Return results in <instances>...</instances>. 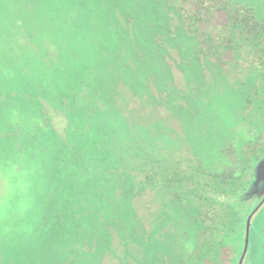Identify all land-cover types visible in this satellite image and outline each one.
Masks as SVG:
<instances>
[{
    "label": "rangeland",
    "instance_id": "1",
    "mask_svg": "<svg viewBox=\"0 0 264 264\" xmlns=\"http://www.w3.org/2000/svg\"><path fill=\"white\" fill-rule=\"evenodd\" d=\"M180 1L0 0V258L29 244L25 264L194 260L209 207L196 183L149 178L144 157L194 164L223 192L255 166L264 42L229 19L242 6L263 23L264 0L219 6L210 31L237 47L221 62L172 39ZM255 167L250 191L231 196L226 264L239 263L264 199V157ZM243 264H264V205Z\"/></svg>",
    "mask_w": 264,
    "mask_h": 264
},
{
    "label": "trees",
    "instance_id": "2",
    "mask_svg": "<svg viewBox=\"0 0 264 264\" xmlns=\"http://www.w3.org/2000/svg\"><path fill=\"white\" fill-rule=\"evenodd\" d=\"M225 1L181 0L178 3L179 8H182L181 16H179L180 22L178 23L177 29H175V33H171V35L175 34L177 36L172 37V39L180 43L181 49L184 52L186 50L185 44L189 42L191 43L194 54L200 53L201 55H206V57L212 55L216 61L221 62L223 60V52H229L231 50L237 51V47L233 46L236 41L231 38L233 34L228 38H221L217 33L210 31L215 19L218 18L219 12H222L225 8L224 5L219 7ZM252 11L253 9L251 10L241 6L236 15L234 14L231 18L228 17L230 15L226 17L230 18L229 20L232 22L234 31H247L253 35V39L257 44L264 42V22L260 23L254 17L256 15H253ZM185 30L188 33L183 34L182 32ZM257 59L258 64L256 68L264 76V55H258ZM250 155L251 151L244 153L247 159ZM263 155L264 150L258 156L262 157ZM144 158L146 159L144 166L147 170L146 172H150L148 173L149 178L153 175L160 174L162 178L172 177L176 185L185 180L196 183L202 200L209 207V209L203 212L202 218H198L202 226V231L200 233L201 239L199 244L194 249V260L190 262L185 261L181 264H226L225 262L229 257L228 250L232 249L230 245L236 241L233 237L238 228L237 218H239L237 216L238 214L234 216L235 212L232 206L233 198L231 196H236L239 193L245 194L250 191L253 183V172H251V169L254 166L251 165L246 174L244 173L242 176H238L233 181V188L230 191L223 192V190H219L215 182L211 183L208 181V177L203 172H199L193 168L194 164L188 165L180 162H169V164L166 161L154 164L148 156ZM149 164H151V167H146ZM89 224H94V221H90ZM80 225L87 226V219ZM22 248L25 250L19 254H12V258L9 255L1 257L0 264H5L9 259H13L16 262H24V264L26 261L31 262L33 260V252L30 250L31 245L25 244Z\"/></svg>",
    "mask_w": 264,
    "mask_h": 264
},
{
    "label": "water",
    "instance_id": "3",
    "mask_svg": "<svg viewBox=\"0 0 264 264\" xmlns=\"http://www.w3.org/2000/svg\"><path fill=\"white\" fill-rule=\"evenodd\" d=\"M264 205V199L263 201L258 205V207L249 215L247 219V224H246V238H245V244H244V253L239 261L238 264H243L244 259L246 257V253L248 250V244H249V233H250V227L252 223L253 217L256 215V213L261 209V207Z\"/></svg>",
    "mask_w": 264,
    "mask_h": 264
},
{
    "label": "flooded vegetation",
    "instance_id": "4",
    "mask_svg": "<svg viewBox=\"0 0 264 264\" xmlns=\"http://www.w3.org/2000/svg\"><path fill=\"white\" fill-rule=\"evenodd\" d=\"M257 64H258V62H257ZM263 157H264V155H263ZM263 157H260L257 161H256V164H255V166L257 165V163L263 158ZM254 166V168H256ZM254 176H255V171H254V174H253V179H254ZM250 197V196H249ZM251 198V197H250Z\"/></svg>",
    "mask_w": 264,
    "mask_h": 264
}]
</instances>
